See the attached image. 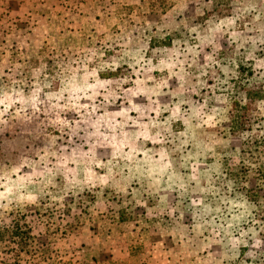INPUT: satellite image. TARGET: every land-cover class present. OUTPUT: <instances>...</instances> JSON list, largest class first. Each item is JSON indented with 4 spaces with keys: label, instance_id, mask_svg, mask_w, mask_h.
I'll use <instances>...</instances> for the list:
<instances>
[{
    "label": "rangeland",
    "instance_id": "1",
    "mask_svg": "<svg viewBox=\"0 0 264 264\" xmlns=\"http://www.w3.org/2000/svg\"><path fill=\"white\" fill-rule=\"evenodd\" d=\"M262 90L264 0H0V261L264 264Z\"/></svg>",
    "mask_w": 264,
    "mask_h": 264
},
{
    "label": "trees",
    "instance_id": "2",
    "mask_svg": "<svg viewBox=\"0 0 264 264\" xmlns=\"http://www.w3.org/2000/svg\"><path fill=\"white\" fill-rule=\"evenodd\" d=\"M262 92L264 93V90H262ZM244 110L245 107L241 105L235 106V110L231 113L232 115L229 120V130L231 132H235L237 130H249L251 123L255 121V117H246L243 114ZM262 168V173L264 174V162ZM26 235H28L26 230H21L15 225L4 228L0 227V239L4 240L6 236L8 237V240L12 243V245L10 247L7 245V250L9 249L13 255H17L16 253L24 249L23 246L26 245L27 239ZM0 264L8 263L6 261H0Z\"/></svg>",
    "mask_w": 264,
    "mask_h": 264
}]
</instances>
